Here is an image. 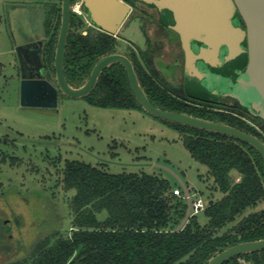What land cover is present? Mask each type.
<instances>
[{
  "label": "trees",
  "instance_id": "trees-1",
  "mask_svg": "<svg viewBox=\"0 0 264 264\" xmlns=\"http://www.w3.org/2000/svg\"><path fill=\"white\" fill-rule=\"evenodd\" d=\"M71 1L74 5L80 0ZM82 9L85 17L71 13L64 58L65 77L73 88L84 85L100 58L118 53V36L100 31ZM50 11L45 56L47 67L53 72L61 4H55ZM149 56L150 53L140 51L143 63H147ZM127 57L141 88L155 107L225 124L262 141L240 118L215 111L204 103L193 105L182 91L165 85L147 64L150 75L145 73L135 54ZM84 99L99 108L142 110L120 65L104 70ZM165 123L180 133L192 158L206 166L213 180L211 197L213 192L222 194L219 200L210 198L203 210L207 224L202 226L197 215L187 214V201L174 195V186L159 175H115L97 166L67 161L61 185L65 192L75 193L69 203V228L40 237L30 246L26 257L10 264H207L230 247L264 239V209L244 215L264 201V162L257 151L224 135ZM7 156L0 152L2 163L8 158L10 165L18 163V158ZM178 189L185 197L184 189L181 186ZM242 260L264 264V250L233 258L225 264H242Z\"/></svg>",
  "mask_w": 264,
  "mask_h": 264
},
{
  "label": "rangeland",
  "instance_id": "rangeland-1",
  "mask_svg": "<svg viewBox=\"0 0 264 264\" xmlns=\"http://www.w3.org/2000/svg\"><path fill=\"white\" fill-rule=\"evenodd\" d=\"M59 3L0 0V152L19 159L14 165L10 158L5 163L0 160V253L5 252L0 264L23 259L40 237L69 228V203L75 193L65 192L61 185L67 161L97 166L115 175L156 174L170 181L175 190L191 188L192 200L208 202L222 197L219 192L211 197L213 180L206 166L192 158L180 133L143 110L99 108L84 98L62 94L56 108L21 107L24 75L19 49L28 40H48L46 23L50 10ZM150 22L148 14L132 8L117 34L118 54H135L139 67L149 75L139 55L140 51L149 53L148 37L154 38ZM154 47L156 57L165 53L164 60L171 62L165 41H156ZM52 65L54 68V59ZM155 72L160 78L162 74L171 76L172 70L158 63ZM49 73L55 83L54 70ZM179 198L186 200L183 195ZM261 209L264 201L244 215ZM196 215L200 225L207 224L203 211ZM7 232L11 239L6 243Z\"/></svg>",
  "mask_w": 264,
  "mask_h": 264
},
{
  "label": "water",
  "instance_id": "water-1",
  "mask_svg": "<svg viewBox=\"0 0 264 264\" xmlns=\"http://www.w3.org/2000/svg\"><path fill=\"white\" fill-rule=\"evenodd\" d=\"M81 1L95 27L115 37L132 9L127 0ZM134 1L156 6L161 12L166 9L173 14L176 25L171 28L180 37L185 55V80L190 88L203 95H231L264 120V0ZM71 5V0H61V24L54 56L56 82L43 77L23 76L20 83L21 107L56 108L59 94L73 99L84 98L96 86L104 70L120 65L130 91L143 111L168 123L238 140L256 150L264 162V143L255 136L225 124L165 111L151 104L125 55L103 56L83 86L71 87L64 73ZM240 19L245 23V30L240 27ZM162 20L166 21V18L163 16ZM245 65L246 70L242 73ZM183 189L188 196L190 189L186 186ZM262 250L264 239L241 243L216 254L207 264H225L233 258Z\"/></svg>",
  "mask_w": 264,
  "mask_h": 264
},
{
  "label": "flooded vegetation",
  "instance_id": "flooded-vegetation-1",
  "mask_svg": "<svg viewBox=\"0 0 264 264\" xmlns=\"http://www.w3.org/2000/svg\"><path fill=\"white\" fill-rule=\"evenodd\" d=\"M128 4L132 8L140 10L144 14H148L149 17H151L150 24L154 26L153 40L148 37L150 47L149 53L151 56L147 57V63H144L145 67L147 68L148 65L150 70L156 73V64H164L166 69L172 70L171 76L170 74L168 76L162 74L160 77V79H163L162 82L165 83V85L169 86L171 89L182 91L191 103L193 105L195 104V106H199V104L204 103L215 111H222L227 114L230 113L240 118L242 121L248 123L259 137H262V142L264 143V120L247 110L238 99L231 95H224L223 93H219L217 96L203 95L189 87L185 80V55L182 50L180 37L171 28L176 25L173 14L166 9L161 12L158 7L139 1H133ZM145 7L152 10L153 13L147 12ZM163 16L166 18V21L162 20ZM240 27L244 30L246 29L245 23L241 19ZM159 40L166 42L168 47L167 49L170 50L168 53L171 57V62L164 60V57L167 56L165 53H162L161 55L159 54V56L156 57V54L158 53L155 51L154 44ZM45 43V41H42L39 38L32 41L28 40L23 47L19 49L21 70L24 76L43 77L51 80V75L46 63ZM245 70L246 65L242 69V73H244ZM7 234L8 237L5 239L6 243L11 239L9 232H7ZM3 253L5 252L0 253V256L3 255Z\"/></svg>",
  "mask_w": 264,
  "mask_h": 264
},
{
  "label": "built area",
  "instance_id": "built-area-1",
  "mask_svg": "<svg viewBox=\"0 0 264 264\" xmlns=\"http://www.w3.org/2000/svg\"><path fill=\"white\" fill-rule=\"evenodd\" d=\"M71 13L85 17V15L82 11V1L81 0L76 2L74 5H71ZM189 189H190V193H192V189L191 188H189ZM184 193H185V191H184ZM190 193L188 196L185 193V195H186L185 198H186V200H188V204H189V214L192 213V214L196 215L205 209V207L207 206V202L201 200L200 198L192 200L190 198ZM174 195L181 196L182 191L180 189H177L174 191ZM241 263L242 264H249L247 262H244V260H242Z\"/></svg>",
  "mask_w": 264,
  "mask_h": 264
}]
</instances>
